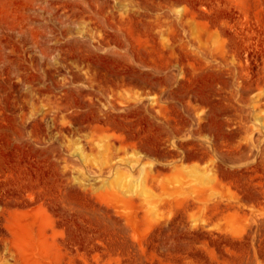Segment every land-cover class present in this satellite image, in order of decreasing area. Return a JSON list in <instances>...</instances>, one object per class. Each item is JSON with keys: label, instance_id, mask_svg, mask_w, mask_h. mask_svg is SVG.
Returning a JSON list of instances; mask_svg holds the SVG:
<instances>
[{"label": "rangeland", "instance_id": "1", "mask_svg": "<svg viewBox=\"0 0 264 264\" xmlns=\"http://www.w3.org/2000/svg\"><path fill=\"white\" fill-rule=\"evenodd\" d=\"M0 264H264V0H0Z\"/></svg>", "mask_w": 264, "mask_h": 264}, {"label": "bare ground", "instance_id": "2", "mask_svg": "<svg viewBox=\"0 0 264 264\" xmlns=\"http://www.w3.org/2000/svg\"><path fill=\"white\" fill-rule=\"evenodd\" d=\"M117 175H118V173H117ZM117 175H116V176H117Z\"/></svg>", "mask_w": 264, "mask_h": 264}]
</instances>
